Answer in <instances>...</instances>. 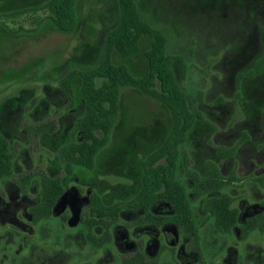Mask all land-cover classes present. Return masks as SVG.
<instances>
[{"label":"rangeland","instance_id":"1","mask_svg":"<svg viewBox=\"0 0 264 264\" xmlns=\"http://www.w3.org/2000/svg\"><path fill=\"white\" fill-rule=\"evenodd\" d=\"M39 1L0 0V13L3 12L1 7H5V11H9L12 5L13 8H30ZM159 1L166 12L163 13L165 22L173 17L178 25L171 34L170 50L183 55L192 65V71L183 80V85L190 93L193 109L200 110L207 121H200L196 127L190 151L194 166L204 172L207 160L218 159L224 175L235 174L239 177L232 186L225 189L236 198L235 205L247 215L260 211L264 206V70L241 78V73L253 66V61L261 50L257 32L254 28L238 25L235 20L234 24L231 22L226 26L210 22L215 19L229 21V15L237 17L240 6L238 0H195L194 3L187 0ZM251 2L253 13L264 7V0ZM112 6V0L79 1L80 17L96 27L92 36L83 30L63 33L46 22L37 23V17L43 16L42 12L36 14L28 11L12 17L0 15V103L22 88H33L34 97H41L44 94L43 86L47 83L43 75L55 74L54 69L75 53L86 57L87 51L83 47L87 42L91 46H96L98 42L100 47L98 38L103 20L109 21ZM88 30L91 31V27ZM148 47L149 40L144 38L139 55L129 60L120 57H115L114 60L116 63L126 62L134 73L141 74L146 70L144 50ZM202 50L205 53L201 55L199 51ZM190 51L197 54L199 52L198 57H191ZM53 95L57 97L58 94L53 92ZM28 97V111L21 115L22 119L16 124L21 142L17 143L15 149L16 168L17 175L29 172L34 176L35 188L24 194L16 182L17 175L15 178L0 180L2 201L6 205L20 202L19 208L23 209L20 210L19 218L25 228L32 227L24 207L29 206L37 195L42 176L38 173L50 174L58 170V167L55 162V144L51 142L49 147L41 148L42 144L31 140L24 124L48 115L61 116L66 111L65 107L53 108L50 112L43 113L35 111L31 99L33 96ZM120 102V118L108 146L97 158V171H76L78 182L71 185L67 194V202L73 209L74 216L84 209L88 189L92 185L111 198H122L130 192L128 186L132 185L133 179L126 170L121 169L128 167V164H137L142 156L154 148L169 127L170 114L153 98L132 88H124ZM63 120L70 124L72 117L64 116ZM224 153L231 154L220 157ZM59 171L66 175L68 168L63 166ZM63 203L64 200L61 207ZM11 207L15 205L12 203ZM11 216L12 210L8 218L11 219ZM4 225L0 222V230ZM168 227L173 229L172 226ZM201 234L207 259H210L208 250L219 247V243L236 246L241 255L242 252L249 253L247 261L250 263L257 260L258 251L264 248V234L261 232H254L247 240H242L235 233L213 241L215 238L211 226L206 223L201 228ZM168 236L171 239L172 231ZM161 250L159 253H163L162 260L174 264L172 254L168 250ZM88 252L91 254L90 249ZM93 255L92 252L91 258ZM116 255V245L113 244L106 259L114 261ZM225 257V261L220 257L218 264H228L231 258ZM176 261L179 264H194L193 258L184 255L181 258L177 256Z\"/></svg>","mask_w":264,"mask_h":264},{"label":"trees","instance_id":"2","mask_svg":"<svg viewBox=\"0 0 264 264\" xmlns=\"http://www.w3.org/2000/svg\"><path fill=\"white\" fill-rule=\"evenodd\" d=\"M79 1L40 0L30 8H13L12 5L9 11H5V7H1L3 12L0 15L12 17L28 11L36 14L42 12L43 16L37 17V23L46 22L63 33L83 30L92 36L96 27L80 17ZM187 1L194 3L195 0ZM238 1L237 17L229 15L233 21L215 19L210 22L226 26L231 22L234 24L235 20L238 25L254 28L257 32L261 50L253 66L241 73V78H244L264 70V7L253 13L251 0ZM112 5L109 21L103 20L101 15L104 23L98 38L100 47L98 42L96 46L87 42L83 47L87 51L86 57L75 53L54 69L55 74L43 75L47 83L43 86L44 94L41 97H34L33 88H22L0 103V178L14 173V150L19 142L16 124L22 119L21 115L28 111V96H33L35 111L43 113L65 107L66 111L61 116L48 115L24 124L31 140L42 144L41 148L49 147L51 142L55 144L58 170L50 174L38 173L42 175L41 198L30 208L35 221L49 218L66 190L67 182L78 179L76 171H97V158L108 146L120 118L122 90L132 88L158 101L166 109L171 118L169 127L154 148L142 156L137 164H128V167L121 169L126 170L134 181V185L128 186L131 191L120 199L107 200L105 194L92 187L89 207L114 219L122 205L133 203L128 197L140 198L139 203L135 201L138 205L155 204L164 199L171 209L167 219L175 222L197 248L202 221L198 207L200 212L208 214L219 230L230 232L238 225L239 210L234 206L235 198L222 190L239 177L235 174L224 175L218 159L207 160L204 172L194 166L190 151L196 127L200 121H207L200 110L193 109L190 93L183 85V80L192 71L191 63L183 55L170 50L171 34L178 26L175 19L171 17L165 22L163 13L166 12L159 0H112ZM144 38L149 40V47L144 50V72L136 74L126 62H115V57L129 60L139 55ZM199 52L201 55L205 53L203 50ZM190 53L191 57H198L197 53ZM53 92L58 94L57 97ZM64 116L72 117V122L64 123ZM230 154L224 153L220 157ZM63 166L68 168L66 175L59 171ZM23 177L25 187H28L34 176L29 173ZM196 200L200 202L198 206ZM153 219L161 222L155 213ZM239 228L245 236L255 230L264 231V211ZM110 238V233L106 232L105 241ZM260 264H264V259Z\"/></svg>","mask_w":264,"mask_h":264},{"label":"flooded vegetation","instance_id":"3","mask_svg":"<svg viewBox=\"0 0 264 264\" xmlns=\"http://www.w3.org/2000/svg\"><path fill=\"white\" fill-rule=\"evenodd\" d=\"M18 143H21L20 140ZM16 161L17 156H15L13 175L0 178V180L15 178L17 175ZM26 174L29 173L23 174L20 172L16 180L19 189L24 194L34 189L33 185L36 183L34 178L33 182L28 187H25V178L23 176H26ZM74 182H78V179L67 182L66 190L53 207L50 217L35 221L30 213V208L41 198L42 181L40 179V185H38L39 188L34 201L29 206L24 207V212H27L29 222L32 225L30 228H25L20 222V210L23 209L19 208L20 202H10L6 205L0 196V206H4L0 209V222L5 224L4 228L0 230V264H170L168 261L162 260L163 253H159L161 248V252L165 249L172 254V259L175 261L174 264H179L176 261L177 256L181 258L183 255L193 258L194 264H218L220 257L222 261L226 260L225 256L231 258L228 264H260L264 259V248L258 251L257 260L254 263H250L247 261L250 256L249 253L244 254L242 252L241 255L240 250L236 246L225 243H219L217 245L219 247L208 250L207 254L210 259H207L201 234V228L206 223L211 226L212 235L215 238L213 241L226 238L235 233L242 240H247L254 232L264 234V231L255 230L245 236L239 228L247 220L263 212L264 206L260 211L247 215L242 213L241 209L235 205L236 198L231 194L235 198L234 206L239 211L238 225L233 227L230 232L217 229L208 214L200 212L198 207V211L202 215V221L200 242L196 248L192 243V239L175 222L167 219L170 216L171 209L169 203L164 199L155 204L141 203L138 205L135 201L139 203L140 198L128 197L133 203L122 205L117 217L113 219L111 216H104V214L90 209V194L93 191L92 187H96L93 185L88 189L84 209L74 216V211L67 202L68 191ZM132 184L134 185V181ZM226 188L222 191L226 192ZM105 198L111 200L120 199L121 197L111 198L106 195ZM63 200L64 203L61 207ZM12 203L15 205L13 208L11 207ZM199 203V200H196L197 206ZM11 210L13 211V216L9 219ZM154 213L158 218H161V222L157 223V219L156 221L153 219ZM168 226H172L173 229ZM170 231L173 233L171 239L168 236ZM106 232L111 235L110 240L107 242L105 241ZM113 244L116 245L117 255L114 261H109L106 256L111 252ZM154 245L156 248H154ZM89 249L91 254L92 252L94 253L93 258L88 252ZM98 255L100 256L97 257Z\"/></svg>","mask_w":264,"mask_h":264}]
</instances>
